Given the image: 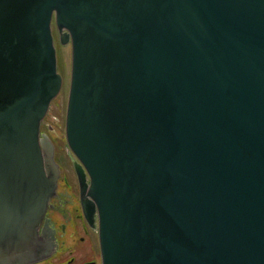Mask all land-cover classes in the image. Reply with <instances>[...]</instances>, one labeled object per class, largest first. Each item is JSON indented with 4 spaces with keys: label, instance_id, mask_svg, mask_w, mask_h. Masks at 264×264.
Instances as JSON below:
<instances>
[{
    "label": "water",
    "instance_id": "water-1",
    "mask_svg": "<svg viewBox=\"0 0 264 264\" xmlns=\"http://www.w3.org/2000/svg\"><path fill=\"white\" fill-rule=\"evenodd\" d=\"M54 13L103 264H264V0H0L1 212L53 192Z\"/></svg>",
    "mask_w": 264,
    "mask_h": 264
},
{
    "label": "flooded vegetation",
    "instance_id": "flooded-vegetation-1",
    "mask_svg": "<svg viewBox=\"0 0 264 264\" xmlns=\"http://www.w3.org/2000/svg\"><path fill=\"white\" fill-rule=\"evenodd\" d=\"M51 34L56 68L58 48L63 55L65 44L71 46L72 68L71 34L65 26L58 27L56 13ZM45 119L39 127L42 165L36 175L51 180L53 192L49 197L38 195L17 214L0 208V264H103L100 219L90 177L70 149L65 152L58 140L48 136Z\"/></svg>",
    "mask_w": 264,
    "mask_h": 264
},
{
    "label": "rangeland",
    "instance_id": "rangeland-1",
    "mask_svg": "<svg viewBox=\"0 0 264 264\" xmlns=\"http://www.w3.org/2000/svg\"><path fill=\"white\" fill-rule=\"evenodd\" d=\"M64 61H63V59ZM64 62V63H63ZM57 70L62 77V87L59 94L52 100L48 109L46 119L43 126L48 136L59 141L64 151H69L65 134V119L67 110V101L70 88V70H71V46L63 45V55L61 49L58 48L57 54ZM67 149V150H66Z\"/></svg>",
    "mask_w": 264,
    "mask_h": 264
}]
</instances>
